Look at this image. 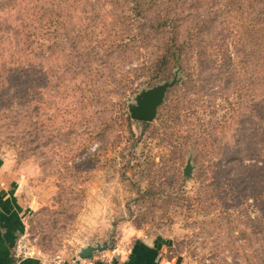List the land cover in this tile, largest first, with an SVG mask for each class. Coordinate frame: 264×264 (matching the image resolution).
Returning <instances> with one entry per match:
<instances>
[{"label": "rangeland", "instance_id": "374dc122", "mask_svg": "<svg viewBox=\"0 0 264 264\" xmlns=\"http://www.w3.org/2000/svg\"><path fill=\"white\" fill-rule=\"evenodd\" d=\"M147 1L0 0V161L30 202L23 234L46 257L139 237L182 264H264V0H175L206 22L181 21L190 75L145 125L128 105L174 77L150 78Z\"/></svg>", "mask_w": 264, "mask_h": 264}, {"label": "crops", "instance_id": "0c3cea01", "mask_svg": "<svg viewBox=\"0 0 264 264\" xmlns=\"http://www.w3.org/2000/svg\"><path fill=\"white\" fill-rule=\"evenodd\" d=\"M3 169L0 161V264H46L41 251L21 261L13 257V245L25 231V219L31 206L30 202L25 203L26 199L21 195L22 184L16 172L5 173ZM157 239L137 237L123 249L113 248L101 257L89 259L93 264H182L167 258L163 245Z\"/></svg>", "mask_w": 264, "mask_h": 264}, {"label": "trees", "instance_id": "16d2710c", "mask_svg": "<svg viewBox=\"0 0 264 264\" xmlns=\"http://www.w3.org/2000/svg\"><path fill=\"white\" fill-rule=\"evenodd\" d=\"M135 2V7L131 9L132 12L143 14L144 10L142 8V3H139V0H130V2ZM235 3H240V0H230ZM66 0H59L57 5H59V12L63 9V4H65ZM147 2H150L147 1ZM159 9H157L156 12H152L150 14L144 15V21L142 23V26L146 29H148V35L151 33L153 37L160 34V40L159 44L156 48V56L155 59H153L152 64L150 68L152 69L150 71V78L154 80H163L165 78H169L173 76L176 70L179 69L180 71L185 73L183 66L181 63L178 62V60H181L182 53L184 51V46L187 44L186 41L181 39V31L179 28L181 25H184L181 21L185 20L186 18H195L199 21L200 24H205V20L199 18L195 14L190 15H184V11L181 9V7L176 4L175 0H162V3L158 6ZM241 8V5L239 4V9ZM53 13V12H52ZM51 13V14H52ZM50 14V15H51ZM257 23L258 20L256 21ZM57 24L59 25V21L57 20ZM208 28H205V25L202 27V31H207ZM262 31V28H259ZM258 30V29H257ZM201 31V28H200ZM55 31L53 30V33ZM259 32V31H258ZM59 31H56L55 34H58ZM202 33V32H200ZM203 34V33H202ZM59 35V34H58ZM145 41L147 40L148 36L147 34H144ZM190 35V34H189ZM59 40V39H58ZM255 40L258 41L259 45L264 48V33L259 34V36H255ZM201 57V58H200ZM261 58L264 59V53L262 56H257L256 61L260 60ZM198 61H200V64L198 62V65H205V58H202V53L199 54ZM204 61V62H203ZM186 76H189L190 74L186 72ZM264 78V74L261 75L260 79ZM259 78L257 80H260ZM261 83L264 84V80H260ZM256 112L259 114L258 121L260 123L264 120V104L260 103L259 101L255 102ZM128 119H130V116L128 115ZM135 122H141L145 125H149L148 122L144 121H137L133 120ZM257 130L260 131V125H257ZM264 140V138H263ZM260 146L256 145L255 150H258ZM263 147V153H264V146ZM262 153V154H263ZM261 150L256 152L255 155H258L261 157ZM264 158V157H263Z\"/></svg>", "mask_w": 264, "mask_h": 264}, {"label": "water", "instance_id": "95a60500", "mask_svg": "<svg viewBox=\"0 0 264 264\" xmlns=\"http://www.w3.org/2000/svg\"><path fill=\"white\" fill-rule=\"evenodd\" d=\"M177 82V72L170 81H165L151 88L141 90L136 94L134 103L128 105L129 116L132 120L152 122L158 112V108L163 104L167 89ZM192 166L190 160L183 168V175L191 176ZM105 247L91 246L81 247L75 254L77 258H91L95 252L104 251Z\"/></svg>", "mask_w": 264, "mask_h": 264}, {"label": "built area", "instance_id": "2783aa9c", "mask_svg": "<svg viewBox=\"0 0 264 264\" xmlns=\"http://www.w3.org/2000/svg\"><path fill=\"white\" fill-rule=\"evenodd\" d=\"M13 257L17 261H21L26 257H30L34 255V250L30 247L29 242L26 239L24 234L19 235L12 248ZM46 264H93V262L89 259H80L76 256L72 258H63L61 256H52V257H44L43 260Z\"/></svg>", "mask_w": 264, "mask_h": 264}]
</instances>
